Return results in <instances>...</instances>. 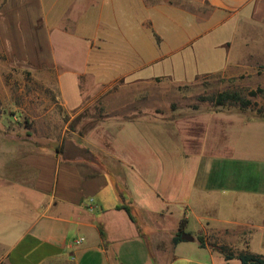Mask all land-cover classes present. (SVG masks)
<instances>
[{
  "label": "crops",
  "instance_id": "crops-1",
  "mask_svg": "<svg viewBox=\"0 0 264 264\" xmlns=\"http://www.w3.org/2000/svg\"><path fill=\"white\" fill-rule=\"evenodd\" d=\"M32 1L7 0V12L0 13V44L7 58L23 66L32 64L26 63L32 51L39 68H52L51 60L43 62L38 42L30 46L20 37L31 19L48 32L52 29L42 5L38 11L27 7ZM179 1L156 5L182 19L184 24L176 26L183 33L192 31L200 38L222 28L227 38L216 47L230 51L233 37H242L238 42L244 55L232 63L264 58V0ZM101 2L90 0L83 12ZM8 19L15 21V29ZM149 22L152 29L154 22ZM39 26L34 24V30ZM143 64L108 81L93 76L85 97L78 78L73 104L56 78L64 109L101 102V115L90 117L85 132L64 129L63 138L50 149L38 144L32 150L28 140H0L1 264H218L223 254L210 243L232 247L246 232L264 228V168L257 169L262 178L250 183L241 182L242 174L234 167L264 164V158L242 156L227 137L221 145L212 142L218 137L208 128L219 117H237L242 127L264 118L211 108L173 114L165 103L160 107L159 76L135 75ZM177 123L186 133L187 149L173 139H160L159 129L164 132ZM247 206L251 214L243 218L239 213ZM183 232L194 240L181 239ZM76 239L78 244L73 243Z\"/></svg>",
  "mask_w": 264,
  "mask_h": 264
},
{
  "label": "rangeland",
  "instance_id": "rangeland-1",
  "mask_svg": "<svg viewBox=\"0 0 264 264\" xmlns=\"http://www.w3.org/2000/svg\"><path fill=\"white\" fill-rule=\"evenodd\" d=\"M168 1L180 2L144 0L148 4H155L146 6L141 5L139 0H102L101 6L85 12L90 0H35L27 5L32 11H38L42 5L52 29L48 32L41 22L31 19L29 26L25 24L20 37L30 46L38 42L43 62L49 63L46 59L51 60L50 63L55 66L39 68L32 62L38 61V55L35 56L32 51L31 61L26 62L32 64L23 66L19 64L23 62L7 58L0 44V140H28L32 150L38 144L50 149L63 138L64 129L66 133L77 129L85 132V123L90 117L103 111L101 102L81 105L77 110L64 109L56 78L62 81L65 98L69 104H73L77 100L75 81L78 78L85 97L87 86L91 88L90 79L93 76L97 81H108L143 63L152 64H143L135 75L159 76L156 81L160 107L165 103L173 114L184 116L193 113V109L211 108L224 112L236 110L248 118H263L264 58L256 63H232L244 55L238 42L241 35L233 37L232 49L227 51L225 47L214 45L227 38L220 33L222 28L200 38H195L196 35L190 33L192 31L183 33L176 26L184 24L182 19L167 7L156 5ZM8 7L7 0H0V13L7 12ZM67 7V18H63ZM13 15L17 14L13 12ZM5 17L8 18V13ZM100 21L104 27H98ZM149 21L154 22L152 29L156 34ZM9 22L15 29V21ZM36 23L40 26L34 30ZM61 25H65L66 29H61ZM15 35L17 39L18 35ZM87 63H90L88 68ZM223 91L235 93L241 100H228L222 105L208 100ZM163 111L160 108V112ZM234 118L219 117L217 122H212L208 128H212L213 137L218 139L211 141L221 145L227 137L229 144L232 141V146L242 156L253 160L264 158V121L242 127ZM164 132L159 129L160 139H173L178 147L188 148L183 143L186 133L180 123L176 127L168 126ZM252 162L234 165L235 170L242 174L241 182L249 180L251 183L257 177L262 178L257 169L264 168V164ZM260 172L264 183V170L260 169ZM248 208L239 215L243 218L250 215ZM234 243L231 247L234 252H249L264 257V228L246 232L242 239ZM216 261L218 264H240L239 260L224 256Z\"/></svg>",
  "mask_w": 264,
  "mask_h": 264
},
{
  "label": "trees",
  "instance_id": "trees-1",
  "mask_svg": "<svg viewBox=\"0 0 264 264\" xmlns=\"http://www.w3.org/2000/svg\"><path fill=\"white\" fill-rule=\"evenodd\" d=\"M208 100L216 103L217 105H222L224 104V102L228 101V100H241L240 97H238V95H236L235 93H230L228 91H223L220 92L218 95H216V97H211ZM125 210L127 211V213L129 214L130 218L133 220V216L131 215L130 209L127 206H124ZM183 221L180 224V232L182 231V225H183ZM179 238V235L178 237ZM177 238H175V240H177ZM199 242H202L203 239L201 237L198 238ZM212 248L216 249L217 251H219L220 253L223 254V256L226 259H231V258H237L240 261V264H264V257L262 255L259 254H253V253H249V252H242V251H237L234 252L231 247L227 246V245H211Z\"/></svg>",
  "mask_w": 264,
  "mask_h": 264
},
{
  "label": "water",
  "instance_id": "water-1",
  "mask_svg": "<svg viewBox=\"0 0 264 264\" xmlns=\"http://www.w3.org/2000/svg\"><path fill=\"white\" fill-rule=\"evenodd\" d=\"M263 118H264V116H263ZM181 239L186 240V241H191L194 238L192 237L191 234L183 232V233H181Z\"/></svg>",
  "mask_w": 264,
  "mask_h": 264
},
{
  "label": "built area",
  "instance_id": "built-area-1",
  "mask_svg": "<svg viewBox=\"0 0 264 264\" xmlns=\"http://www.w3.org/2000/svg\"><path fill=\"white\" fill-rule=\"evenodd\" d=\"M80 242V240L79 239H76L73 243L74 244H78Z\"/></svg>",
  "mask_w": 264,
  "mask_h": 264
}]
</instances>
